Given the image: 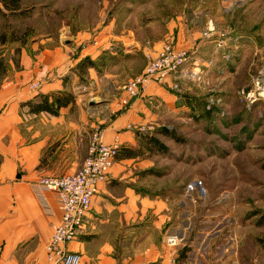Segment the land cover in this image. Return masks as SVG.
<instances>
[{
	"label": "crops",
	"instance_id": "0c3cea01",
	"mask_svg": "<svg viewBox=\"0 0 264 264\" xmlns=\"http://www.w3.org/2000/svg\"><path fill=\"white\" fill-rule=\"evenodd\" d=\"M9 14L20 12L0 4V264H51L45 248L62 211L56 194L44 190L39 179L74 174L83 161L58 153L49 158L46 150L56 142L65 144L82 128L83 108L70 81L79 78L77 68L86 57L97 62L114 44L106 36H95L100 44L86 45L93 36L87 32L65 48L52 47L45 36L20 40L11 32L17 27L3 29V15ZM190 41L184 39V45ZM193 44L200 56L215 47L213 41ZM96 70L89 69L91 79L99 77ZM210 79L217 87L215 76ZM63 93L73 94L76 103L58 116L31 111V104L46 98L52 102ZM205 94L191 84L180 93L172 90L171 81L153 84L103 129V141L113 144L119 138L121 151L108 182L92 201L86 226L68 246L69 252L82 256L81 264H264V183L250 185L251 208L240 198L241 206L233 212L234 230L229 231L225 224L231 218L221 202L204 213L190 185L162 183L159 176L158 160L164 153L159 146H170L161 130L193 120ZM126 96L121 92L111 106ZM74 112L78 117H71ZM169 234L181 239L175 249L163 244Z\"/></svg>",
	"mask_w": 264,
	"mask_h": 264
},
{
	"label": "rangeland",
	"instance_id": "374dc122",
	"mask_svg": "<svg viewBox=\"0 0 264 264\" xmlns=\"http://www.w3.org/2000/svg\"><path fill=\"white\" fill-rule=\"evenodd\" d=\"M22 10L18 15H3V29L17 27L11 31L13 38L45 36L51 38L52 47L65 48L87 32L93 36L86 45L100 44L95 36L102 40L106 36L114 44L94 62L99 77L91 79L89 67L80 69L90 58L78 66L80 76L70 81V87L83 108L82 128L66 138L65 144L56 142L47 149L49 158L58 153V157L76 156L84 162L95 129L103 130L116 118L111 104L124 85L143 73L166 44L189 49L202 67L204 62L214 61L209 76H215L226 115H207L202 101L193 120L171 125L180 141L169 140L167 152L158 160L159 176L162 183L197 182L208 194L204 213L211 212L214 202H221L231 218L225 229L233 231V212L241 206L240 198L243 206L251 208L250 185L264 183V103L250 109L239 96L240 91L252 88L258 72H264V0H23ZM211 21L219 33L234 40L229 43L234 54L230 61L216 47L203 56L191 48L193 41V45L213 41L216 46L214 37L206 40L203 36ZM184 39L193 41L184 45ZM211 231L217 230L212 227Z\"/></svg>",
	"mask_w": 264,
	"mask_h": 264
},
{
	"label": "built area",
	"instance_id": "2783aa9c",
	"mask_svg": "<svg viewBox=\"0 0 264 264\" xmlns=\"http://www.w3.org/2000/svg\"><path fill=\"white\" fill-rule=\"evenodd\" d=\"M203 36L206 40L214 37L215 47L222 54V58L225 61L232 59L234 54L230 51L229 43L234 40L230 35L219 33L211 21ZM214 66V61L209 60L207 65L202 67L189 49L166 44L158 55L150 60L143 73L124 85L123 91L127 96L118 99V104L115 105V109H112V113L116 117L130 108L133 101L144 97L151 85L164 86L171 81L172 90L177 93H180L184 85L188 84L206 90L208 95L204 100L205 111L224 117L226 115L224 100L219 89L212 86L209 79V73ZM33 88H38V84ZM239 96L241 102L250 109L259 102L264 103V72H258L253 80L252 88L240 91ZM140 131L144 132L145 129H139ZM102 133V129H95L87 158L76 173L60 177L44 176L39 179V184L44 190L56 194L62 211L61 220L54 226L51 240L45 248L51 264L82 263V256L69 252L68 246L78 239L86 226L87 217L92 210V201L99 195L101 187L108 182L111 169L121 151L119 138H115L113 144H106ZM189 185L188 190L197 193L199 198L205 201L201 206L207 207L206 190L197 182ZM180 242L178 235L169 234L163 239V244L169 249L177 248Z\"/></svg>",
	"mask_w": 264,
	"mask_h": 264
},
{
	"label": "trees",
	"instance_id": "16d2710c",
	"mask_svg": "<svg viewBox=\"0 0 264 264\" xmlns=\"http://www.w3.org/2000/svg\"><path fill=\"white\" fill-rule=\"evenodd\" d=\"M22 1L23 0H0V2L3 3V6L8 11H14V12H20L22 13ZM92 68L95 67L94 62L88 61L85 62L83 65L80 66V69L84 68ZM76 98L73 94L70 93H63L53 96L52 102L48 98H46L44 101H42L40 104L30 105L31 111L34 113H40V112H47L50 115L58 116L61 109L67 108L68 106L75 104ZM207 115H212L210 112H206ZM161 133L169 138L170 140H174L175 142H179L180 138L175 134L174 132H171L167 129L161 130ZM157 145H160L159 141H156ZM161 147V150L165 153L167 152V147L165 145L159 146Z\"/></svg>",
	"mask_w": 264,
	"mask_h": 264
}]
</instances>
